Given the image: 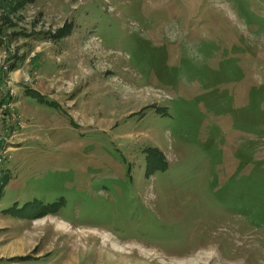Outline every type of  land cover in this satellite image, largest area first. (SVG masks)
I'll return each instance as SVG.
<instances>
[{"label": "rangeland", "instance_id": "rangeland-1", "mask_svg": "<svg viewBox=\"0 0 264 264\" xmlns=\"http://www.w3.org/2000/svg\"><path fill=\"white\" fill-rule=\"evenodd\" d=\"M8 46L0 233L50 264H264V0L9 4Z\"/></svg>", "mask_w": 264, "mask_h": 264}, {"label": "crops", "instance_id": "crops-1", "mask_svg": "<svg viewBox=\"0 0 264 264\" xmlns=\"http://www.w3.org/2000/svg\"><path fill=\"white\" fill-rule=\"evenodd\" d=\"M33 220V224L35 225V217L32 218H25V217H18L17 220L22 222H28L29 220ZM3 215L0 214V227H2V223L4 222ZM31 220V221H32ZM7 228L8 225L3 226ZM20 228V227H19ZM6 230V229H2ZM22 231H24L22 229ZM9 231L4 233H0V264H50L63 258L64 254L59 253L57 256L54 257L50 256L47 258H43V256L36 254L35 256V226L31 229L29 235L21 234V231H18L15 235L9 236ZM30 250H32L30 252ZM55 251V250H54ZM30 252V253H29ZM30 255V259L26 261H19L16 260L17 258L24 257ZM45 263H42V261ZM50 261V262H49ZM69 259L63 264H69ZM49 262V263H48Z\"/></svg>", "mask_w": 264, "mask_h": 264}, {"label": "built area", "instance_id": "built-area-1", "mask_svg": "<svg viewBox=\"0 0 264 264\" xmlns=\"http://www.w3.org/2000/svg\"><path fill=\"white\" fill-rule=\"evenodd\" d=\"M12 51L13 47L8 46V48L1 50L0 54L3 56L0 58V166L8 157L9 149L13 145V140L11 142V139L14 136H18L21 129L19 121L15 120L17 123L16 125L13 124L11 98L16 93L14 83L5 78L7 71L8 74L10 72L9 58L14 55Z\"/></svg>", "mask_w": 264, "mask_h": 264}, {"label": "trees", "instance_id": "trees-1", "mask_svg": "<svg viewBox=\"0 0 264 264\" xmlns=\"http://www.w3.org/2000/svg\"><path fill=\"white\" fill-rule=\"evenodd\" d=\"M35 0H0V8H4L5 5L14 4V7H22L23 5L27 3H33ZM64 29V30H63ZM65 31V28L63 27L60 32ZM14 67V66H12ZM20 260L24 258H19Z\"/></svg>", "mask_w": 264, "mask_h": 264}]
</instances>
